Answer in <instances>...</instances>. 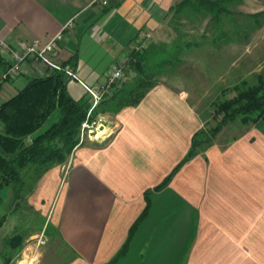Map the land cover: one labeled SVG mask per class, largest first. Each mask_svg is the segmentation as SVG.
<instances>
[{
	"label": "crops",
	"instance_id": "crops-1",
	"mask_svg": "<svg viewBox=\"0 0 264 264\" xmlns=\"http://www.w3.org/2000/svg\"><path fill=\"white\" fill-rule=\"evenodd\" d=\"M179 1L0 0V38L48 41L63 32L53 59L96 88L145 34L159 31ZM3 59L0 79L8 66ZM52 71L28 59L19 76L0 81V105L31 78ZM67 88L75 99L88 98L77 79L69 78ZM59 114L57 109L46 127ZM114 120L106 140L77 145L66 162L43 172L29 194L28 205L43 225L25 241H44L41 264H264V119L231 138L219 134L159 189L208 114L159 83ZM8 224L9 217L0 226V264H15L6 260L16 233Z\"/></svg>",
	"mask_w": 264,
	"mask_h": 264
},
{
	"label": "trees",
	"instance_id": "trees-1",
	"mask_svg": "<svg viewBox=\"0 0 264 264\" xmlns=\"http://www.w3.org/2000/svg\"><path fill=\"white\" fill-rule=\"evenodd\" d=\"M236 1L239 0H180L171 7L169 14L180 17L182 14L201 13L202 17L209 18L210 23L220 30L213 41L236 42L249 38L252 31V27L242 32L239 31L240 26L226 27L224 17L232 14L229 6ZM231 21L230 18L228 22ZM139 43L123 63L125 75L126 72L127 76L130 73L134 75L121 86L116 85L114 93L102 100L93 109L92 115L99 110L117 113L125 106L139 103L157 84L152 82L153 78L168 66H176L181 52L191 46L190 41H185L180 35L172 44L153 41L138 48ZM0 63H6L2 56ZM68 80L59 71L31 78L16 95L0 105V122L3 124V130L0 131V204L3 202L4 190L13 187L15 197H19L22 187L33 179L30 194L43 172L55 163L66 162L79 145L82 123L87 118L91 105L87 99H75L69 93ZM57 109L60 111L58 119L46 127ZM215 115L221 116L218 124L210 131L201 128L194 134L192 145L184 159L157 189L166 186L182 165L210 145L228 123L239 119L245 126H249L264 119V79L262 85L242 89L232 98L219 103ZM145 215L146 211L133 225L131 235ZM6 217V214L2 216L0 226ZM127 248L128 243L116 259L124 255ZM2 264H8V261Z\"/></svg>",
	"mask_w": 264,
	"mask_h": 264
},
{
	"label": "rangeland",
	"instance_id": "rangeland-1",
	"mask_svg": "<svg viewBox=\"0 0 264 264\" xmlns=\"http://www.w3.org/2000/svg\"><path fill=\"white\" fill-rule=\"evenodd\" d=\"M229 9L232 14L224 17L226 27L240 26V32L252 27L249 38H243L238 43L213 41L220 30L210 23L209 18L202 17L198 12L182 14L180 17L169 14L163 18L156 34L144 35L147 43L155 41L172 44L179 35L185 41H190L191 46L181 52L176 66H168L164 72L156 75L152 82L175 88L184 94L197 110L208 114L209 120L203 127L207 131L215 127L221 119L220 115H215L219 103L232 98L242 89L262 85L264 79V0H239L231 4ZM252 15L253 17H250ZM230 18L232 23L228 22ZM133 75L130 73L127 76L126 72V75L103 95L99 103L114 93L116 85L121 86ZM86 99L91 106L87 118L82 123L80 141H104L115 130V113L99 110L94 116L92 111L99 103L95 105L93 98L89 96ZM243 127L245 124L238 119L225 125L216 136L220 134V138L228 139ZM2 130L3 124L0 127V131ZM91 136L93 138H90ZM32 182L33 179L22 187L19 197H15L13 187L4 190L3 202L0 204V219L6 214L9 217V231L16 230L12 237L15 249L6 259L14 258L15 264H41L38 253L44 245V242H40L41 237L25 241L27 236L39 231L43 225L42 218L27 202ZM26 247H32L33 250H27Z\"/></svg>",
	"mask_w": 264,
	"mask_h": 264
},
{
	"label": "built area",
	"instance_id": "built-area-1",
	"mask_svg": "<svg viewBox=\"0 0 264 264\" xmlns=\"http://www.w3.org/2000/svg\"><path fill=\"white\" fill-rule=\"evenodd\" d=\"M94 1L107 3L108 0ZM147 36H149V34ZM62 39L63 32L48 41H43L38 38L32 41L20 40L16 44H11L0 38V56L6 57L8 60V66L3 72L0 81H5L19 76L23 72L24 63L28 59H33L34 61L44 63L53 71L63 72L67 77L80 81L85 86L88 96L92 97L94 104L97 105L103 95L110 91L113 85L125 76L123 69L124 62L114 65L113 69L108 73V80L105 84L96 88L88 86L79 78L78 74L70 65L62 64L53 59L52 54L59 48V42ZM147 44L146 38H144L139 43L138 48H143ZM90 138L93 137L91 136ZM82 141L83 139L80 141L79 145L83 143Z\"/></svg>",
	"mask_w": 264,
	"mask_h": 264
},
{
	"label": "bare ground",
	"instance_id": "bare-ground-1",
	"mask_svg": "<svg viewBox=\"0 0 264 264\" xmlns=\"http://www.w3.org/2000/svg\"><path fill=\"white\" fill-rule=\"evenodd\" d=\"M94 132H95V130H94ZM92 133V132H91Z\"/></svg>",
	"mask_w": 264,
	"mask_h": 264
}]
</instances>
